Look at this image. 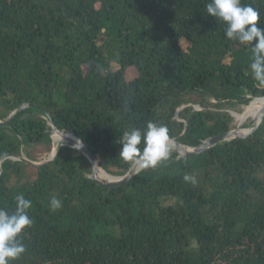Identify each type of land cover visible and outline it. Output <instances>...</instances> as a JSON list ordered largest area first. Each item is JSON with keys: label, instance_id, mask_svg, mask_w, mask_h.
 I'll use <instances>...</instances> for the list:
<instances>
[{"label": "trees", "instance_id": "1", "mask_svg": "<svg viewBox=\"0 0 264 264\" xmlns=\"http://www.w3.org/2000/svg\"><path fill=\"white\" fill-rule=\"evenodd\" d=\"M208 2L0 0V119L36 105L0 125V160L35 162L28 148L51 145L52 121L122 176L132 163L118 141L131 127L165 124L171 138L198 146L232 130L233 117L254 118L228 110L264 96L250 47L225 36ZM244 2L264 25V0ZM1 169L0 208L13 211L23 193L34 220L10 264H264V115L247 137L189 158L173 150L118 186L94 182L91 161L69 143L43 165L7 158Z\"/></svg>", "mask_w": 264, "mask_h": 264}, {"label": "clouds", "instance_id": "2", "mask_svg": "<svg viewBox=\"0 0 264 264\" xmlns=\"http://www.w3.org/2000/svg\"><path fill=\"white\" fill-rule=\"evenodd\" d=\"M206 13L224 25L228 39L250 47L249 73L259 87H264V25L260 23L258 8L244 0H209ZM118 142L121 145L119 157L125 162L138 164L141 169L156 168L172 157L175 148L167 125L154 121H148L144 128L125 130ZM183 179L193 184L197 182L190 174H185ZM13 199V211L0 208V264H10L26 252L19 237L34 224L29 214L32 201L23 193ZM49 206L50 210L56 211L62 207V202L53 196Z\"/></svg>", "mask_w": 264, "mask_h": 264}, {"label": "water", "instance_id": "3", "mask_svg": "<svg viewBox=\"0 0 264 264\" xmlns=\"http://www.w3.org/2000/svg\"><path fill=\"white\" fill-rule=\"evenodd\" d=\"M256 98H259V97H256ZM260 98H264V96H261ZM32 106H36V105H34L32 103L21 104L17 109H15L10 114V116L8 117V119L6 121H3L0 119V125L1 126L8 125L10 120L19 111H22L23 109H26V108L32 107ZM263 115H264V107L261 109L259 114L253 118V125L252 126L247 127V128H243L242 124L244 122L241 121L238 128L229 130L228 132H224V133L212 136L198 146H187V145L180 143L175 138H171V139L174 141L175 148L181 157H184V158L193 157V156H195L201 152H204L205 150L217 145L218 143H220L222 141L232 140V139L239 138V137H247L248 135L252 134L260 126ZM50 124L52 125L53 131L55 133H59L65 137V139L67 141L66 143L71 144L74 148L78 149L79 151H81L83 154H85L89 158V160L91 161V163L93 165V171H92L91 178L98 185H100L102 187H113V186L121 185V184L127 182L128 180H130L136 173H138L141 170V168L139 167L138 164L132 163L128 172L125 175H122V176H114L113 175L115 179H112L113 176L110 175L112 177L109 178L108 180H105V179L101 180L100 176H99L100 170H103L107 174H109V173L100 166L97 158L95 157V155L93 154L91 149L83 142V140L80 139L76 134H74L68 130H65V129H60L57 126L53 125L52 121H50ZM63 144L58 146L56 148V150L55 149L52 150L50 157L43 162H34V161L29 160L28 158H26L24 156L7 155L3 159L0 160V174L2 173L1 163L7 158H13L15 160H23L29 164L34 165V166H40V165H43L44 163H47V162L54 160L56 158L58 152H59L60 147ZM53 145H54V142H53Z\"/></svg>", "mask_w": 264, "mask_h": 264}, {"label": "rangeland", "instance_id": "4", "mask_svg": "<svg viewBox=\"0 0 264 264\" xmlns=\"http://www.w3.org/2000/svg\"><path fill=\"white\" fill-rule=\"evenodd\" d=\"M210 101L215 102V100L213 98H211ZM192 105L196 108L201 107L199 103H194ZM246 106L247 105L241 104L240 102L236 101V102H233L232 105L230 104L228 106V110H231V112L234 115V112H243ZM247 111H245L244 113H246ZM37 114H39V113H37ZM176 117H178V115ZM239 124H240V122H238V120L235 117H233L232 128L233 129L238 128ZM252 125H253V118H249L246 122H244L242 124V127L247 128V127H250ZM53 133H54V131L52 130L50 132V136H49L51 141H52L51 145H48V143H39V145H34V146L28 148L29 150L32 151V155L36 158L35 162H43L50 157L51 152L53 150L52 148L54 146L53 145V138H52ZM50 146H51V148H50ZM174 150H176V148H174ZM24 156H26V154H24ZM114 170L118 171L117 168H114ZM114 176H118V175H114Z\"/></svg>", "mask_w": 264, "mask_h": 264}, {"label": "bare ground", "instance_id": "5", "mask_svg": "<svg viewBox=\"0 0 264 264\" xmlns=\"http://www.w3.org/2000/svg\"><path fill=\"white\" fill-rule=\"evenodd\" d=\"M264 107V98H259L256 99L250 106L249 110L246 113H239V112H235V114L239 117V118H246L248 116H250L251 114H253L255 117L259 114V112L261 111V109ZM66 139L63 135L56 133L55 134V142H54V146H53V150L60 146L63 143H66ZM111 174H107L106 172H104L103 170L99 171V176L105 180H108L109 178H111L112 176H110ZM112 179H115L114 176L112 177Z\"/></svg>", "mask_w": 264, "mask_h": 264}]
</instances>
